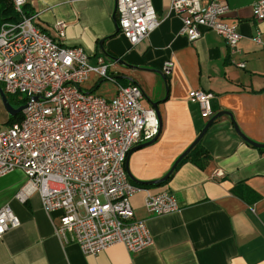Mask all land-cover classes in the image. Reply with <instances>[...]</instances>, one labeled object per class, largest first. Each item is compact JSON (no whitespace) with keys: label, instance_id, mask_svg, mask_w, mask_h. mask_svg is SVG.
Listing matches in <instances>:
<instances>
[{"label":"crops","instance_id":"crops-1","mask_svg":"<svg viewBox=\"0 0 264 264\" xmlns=\"http://www.w3.org/2000/svg\"><path fill=\"white\" fill-rule=\"evenodd\" d=\"M220 1L230 7L225 22L237 24L242 35L239 53H232L210 30L201 29L202 37L190 42L182 34V21L171 12L172 0H152L160 25L136 46L117 30L116 0H40L27 6L51 34L57 22L67 23L65 46H80L109 62L116 84H104L93 75L86 89L113 98L119 86L138 84L143 105L158 104L159 138L129 155V171L138 181L162 179L207 124L200 107L190 102L194 90L210 93L215 115L231 113L245 136L264 145V20L253 15V5L260 0ZM11 4L0 0V29L10 17ZM168 62L173 67L164 75ZM17 115H10L0 94V130ZM202 146L209 155L202 167L186 161L167 184L146 189L172 192L180 211L153 216L144 207L145 191L132 198L136 217L146 221L154 238V245L139 254L116 245L95 256L84 255L77 244L65 243L58 235L62 212L47 211L39 194L25 204L16 200L26 182L23 171L1 177L0 209L10 206L21 224L0 239V264H264V148L244 141L229 116L213 123Z\"/></svg>","mask_w":264,"mask_h":264},{"label":"built area","instance_id":"built-area-1","mask_svg":"<svg viewBox=\"0 0 264 264\" xmlns=\"http://www.w3.org/2000/svg\"><path fill=\"white\" fill-rule=\"evenodd\" d=\"M11 1L18 20L1 25L0 85L5 94L21 96L25 108L20 121L0 130V178L23 171L26 182L16 200L25 204L39 194L47 211L62 212L58 235L65 243L77 244L86 256L116 245L134 254L151 248L154 238L146 221L136 217L132 198L145 191L144 207L153 216L181 209L172 192L151 193L133 184L126 170L132 149L159 135L156 110L143 105L138 84L119 86L113 98L86 89L93 75L116 84L106 58L89 55L80 46H65L64 21L54 25V34L42 29L38 16L27 10L29 3L40 0ZM115 12L119 30L132 46L160 25L152 0H116ZM171 12L182 21V34L190 42L200 39L205 29L220 35L232 53L241 51L237 24L225 22L227 3L172 0ZM253 15L264 20V0L253 5ZM255 40L260 41L259 35ZM172 67L166 63L164 75ZM189 98L205 122L215 115L210 93L194 90ZM20 224L10 206L0 209V239Z\"/></svg>","mask_w":264,"mask_h":264},{"label":"water","instance_id":"water-1","mask_svg":"<svg viewBox=\"0 0 264 264\" xmlns=\"http://www.w3.org/2000/svg\"><path fill=\"white\" fill-rule=\"evenodd\" d=\"M117 30H119V26H117ZM118 60V59H116ZM120 62V61H119ZM121 64L123 65H127L125 62L121 61ZM0 94H1V97L3 99V102H4V105L6 107V109L8 110V112L10 113V115L12 116H15L19 113H21L25 106L22 105L19 109L15 110L11 107V105L9 104L8 102V99L6 97V94L4 92V90L2 89V87H0ZM153 108L156 110L157 112V115H158V118H159V121H160V129H161V117H160V114H159V111H158V104H153ZM222 116H229L232 120V122L234 123L235 125V128H236V131L237 133L242 137V139L244 141H246L247 143L251 144L252 146L254 147H257V148H264V145H261V144H258V143H255L253 142L252 140H250L247 136H245L242 131L240 130V128L238 127V125L235 123L234 121V118L232 116L231 113H228V112H220V113H217L216 115H214L208 122L207 124L205 125V127L203 128V130L201 131V133L199 134V136L197 137V139L191 144V146L178 158V160L175 162V164L173 165V167L170 169V171L160 180H157V181H152V182H141V181H138L136 180L130 173L129 171V168H128V161H129V157L127 159V162H126V170H127V173H128V176L130 178V180H132L133 182H135L136 184L138 185H144V186H158V185H162L164 183H166L167 181H169V179L171 178V176L173 175V173L175 172L176 168L179 166L180 163H182L189 155L190 153L194 150V148L200 143L202 142L204 136L206 135V133L208 132V130L210 129V127L213 125V123L220 117ZM161 132V131H160ZM160 136V133L159 135L154 139L152 140L151 142H148V143H145V144H142V145H139L135 148L132 149V151L130 152V154H132L133 152L139 150V149H142V148H145V147H148L152 144H154L157 139L159 138ZM129 154V155H130Z\"/></svg>","mask_w":264,"mask_h":264},{"label":"trees","instance_id":"trees-1","mask_svg":"<svg viewBox=\"0 0 264 264\" xmlns=\"http://www.w3.org/2000/svg\"><path fill=\"white\" fill-rule=\"evenodd\" d=\"M18 20V15L16 14L13 5L11 4V13H10V17L5 19L3 21L4 22H15ZM24 104V102H23ZM22 104V105H23ZM22 118V113L18 114L15 118L12 119L11 124H13L14 122L20 121ZM209 159V155H207L205 153L204 155V148L202 146V142H200L195 148L194 150L190 153V155L182 162L179 164V166L176 168L175 172L186 162V161H192L193 163H196V165L202 167L203 163H205L207 160ZM168 182V181H167ZM164 183V184H167ZM141 187L144 188H152L153 186H142L139 185Z\"/></svg>","mask_w":264,"mask_h":264},{"label":"rangeland","instance_id":"rangeland-1","mask_svg":"<svg viewBox=\"0 0 264 264\" xmlns=\"http://www.w3.org/2000/svg\"><path fill=\"white\" fill-rule=\"evenodd\" d=\"M107 83H109V82H107ZM104 84H106V82ZM8 97L10 98L11 103L13 104L15 109L20 108L22 106V104H23L22 99L23 98L21 96L17 97V96L8 95Z\"/></svg>","mask_w":264,"mask_h":264}]
</instances>
